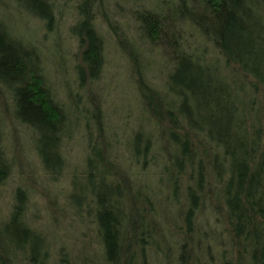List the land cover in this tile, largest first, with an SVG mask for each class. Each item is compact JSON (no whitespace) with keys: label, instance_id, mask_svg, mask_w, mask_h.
Here are the masks:
<instances>
[{"label":"trees","instance_id":"16d2710c","mask_svg":"<svg viewBox=\"0 0 264 264\" xmlns=\"http://www.w3.org/2000/svg\"><path fill=\"white\" fill-rule=\"evenodd\" d=\"M75 1L0 0V264H264V0Z\"/></svg>","mask_w":264,"mask_h":264},{"label":"rangeland","instance_id":"374dc122","mask_svg":"<svg viewBox=\"0 0 264 264\" xmlns=\"http://www.w3.org/2000/svg\"><path fill=\"white\" fill-rule=\"evenodd\" d=\"M63 9H65V8H63ZM106 13L112 20L114 18L115 21L118 22V23H116V25L118 27L120 26L121 22H124L121 19L122 16H124V15L121 14L119 11L114 10L112 6L109 7V9L106 10ZM74 14H75L74 13V8H71V7L66 8L65 11H62L61 18L64 16L65 20H63L64 22L62 23V25L60 27H56L57 35H55V34L54 35L53 34L47 35L46 34L47 36H45V43H44L45 45H44V47L48 46L50 48H54V46L52 47L51 40H52V42L55 43L56 41H58V40L60 41L62 39V48H63V50L67 51L68 54L71 51H73V49L75 50L76 45L73 43L74 40H73V38L71 36V33H70V28L73 26L72 24L74 23V19H75L74 18ZM4 18H5V21L11 27H13V29L17 33L21 34L22 36L28 37V34H31V33L34 32L36 34V39H37V40H34V42H36L37 44H39V39L41 37H43V35H45V33H46L44 29L35 28L34 23L32 25L31 24L28 25V24H25L26 22H24L22 19H19V18L17 19L16 17L14 18L13 13H12L11 10H9L7 13H5ZM100 28H101V26H100ZM124 28H125L126 33H128V34L132 33L130 25H129V22L124 24ZM118 29L120 31V28H118ZM105 36H106V34H105ZM108 36H110V35L108 34ZM109 40H111L110 37H108V38L105 37V41H106V43H105V56H106V59L110 62L109 72L111 73L112 69H113V64L111 62H112V58H114V55H113L114 49H113V46L109 44L110 43V42H108ZM48 51H49V49H48ZM51 51L49 52L50 54H51ZM47 53H48L47 51H44V53L42 54L43 55L42 57H43V59L45 61L44 62V64H45L44 69H45V72H46L47 81H48L49 85L52 86V89L55 92H58L56 89H58L57 87H60V80H59V78L56 76V74L54 72V69H55V66H56V63H55L56 62V58L55 57H50V54H47ZM65 57H67V56L65 55ZM63 64H65V63H63ZM68 65H71L70 61L68 62ZM61 66H62V64H61ZM69 74H71V69H69ZM104 86H105V83H104V80H103L101 85H99V88H102V90H103ZM114 92L116 93V91H114ZM106 96H107V94H105V97ZM110 96H111V98L115 97L114 93L112 94V92H111ZM102 97L104 99V93L102 94ZM118 105L121 106L120 103H117V105L115 107H117ZM59 184L61 185L62 188L64 187L61 184V182ZM1 211L2 212L7 211V207H6V204H5L4 201L3 202L0 201V212Z\"/></svg>","mask_w":264,"mask_h":264},{"label":"bare ground","instance_id":"6f19581e","mask_svg":"<svg viewBox=\"0 0 264 264\" xmlns=\"http://www.w3.org/2000/svg\"><path fill=\"white\" fill-rule=\"evenodd\" d=\"M67 3H69L70 6H74L76 1L75 0H67ZM58 5V4H57ZM56 5V6H57ZM53 10V9H52ZM90 20V19H89ZM5 29H7L10 33L15 32L13 28L5 26Z\"/></svg>","mask_w":264,"mask_h":264}]
</instances>
